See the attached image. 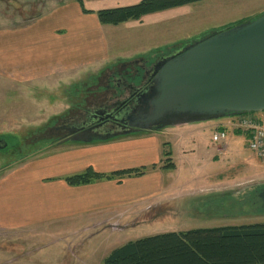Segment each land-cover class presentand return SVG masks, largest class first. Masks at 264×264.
<instances>
[{
  "label": "rangeland",
  "instance_id": "374dc122",
  "mask_svg": "<svg viewBox=\"0 0 264 264\" xmlns=\"http://www.w3.org/2000/svg\"><path fill=\"white\" fill-rule=\"evenodd\" d=\"M55 1L0 0V15L31 19L47 4ZM85 1L88 5V0ZM118 3L122 2L94 0L93 5L104 7L97 9H109L115 8L112 6ZM263 12L264 0H202L167 13H156L160 21L152 27L147 24L146 17V25L138 34L126 31L124 23L100 29L99 34L106 37L105 42L110 47L108 52L110 56L115 55V60L95 73L40 89L34 83L21 84L0 77V174L56 145L53 128L63 121L73 120L84 109L95 107L107 80L123 71L122 65L131 74L137 67L135 62H149L156 56L173 53L209 32L257 17ZM153 28L155 33L149 37ZM154 45L157 48L142 56L126 58L137 47ZM259 113L264 114V111ZM223 120L229 121L224 141L226 149L218 155L215 151L217 144L211 137L214 125ZM230 121L233 122L231 117H223L190 122L184 127L166 126L155 131L162 141L170 144L171 159L168 162L171 160L177 164L175 170L165 167L168 171L162 172L164 182L208 190L180 203L182 206L186 203L187 206L192 205L191 209L194 210L190 216L176 218L178 221L175 224L169 221L139 224L118 233L121 236H101L98 239H91V236H60L62 233L71 235L75 231L67 225L55 226L54 230L47 226L1 232L0 264H85L88 260H91L88 264H99L108 248L151 235L264 222V205H252L248 200L264 184V160L249 150L245 135L233 134L236 129ZM181 134L186 136L183 142L178 139ZM171 139L174 141H169ZM67 143L71 142L60 145ZM182 147L186 153L181 151ZM214 153L216 156H213ZM255 185L257 188H254ZM195 212L198 215L193 214Z\"/></svg>",
  "mask_w": 264,
  "mask_h": 264
},
{
  "label": "crops",
  "instance_id": "0c3cea01",
  "mask_svg": "<svg viewBox=\"0 0 264 264\" xmlns=\"http://www.w3.org/2000/svg\"><path fill=\"white\" fill-rule=\"evenodd\" d=\"M139 1L120 0L122 3L116 5L129 6ZM87 2L88 5L85 0H57L31 19L0 15V77L21 84L34 83L39 89L51 88L53 83L63 84L95 73L115 60V55L110 56L108 52L106 37L99 34L100 29L111 25L98 20L96 12L101 9L97 8L104 7L93 5L94 0ZM180 7L123 23L126 31L138 34L146 25V17L152 27L160 21L156 13ZM154 33L155 28L149 37ZM156 46L137 47L126 58L142 56ZM228 122H217L213 132L226 131ZM233 134L240 135L237 130ZM159 137L155 131L137 132L90 143L56 144L6 169L0 174V233L47 226L54 230L55 226L67 225L75 231L60 236L98 239L121 236L118 233L139 224L164 221L175 224L176 218L190 216L194 210L192 205L180 203L208 190L164 182L162 172L168 171L165 166L171 163L175 170L177 164L167 161L171 159L170 144ZM185 137L181 134L178 139L183 142ZM218 147L215 146L216 153H224L226 147L223 152ZM164 151L169 156H164ZM181 151L186 153L183 147ZM139 168L145 169L143 174L102 177L80 185H71L65 180L88 169L108 175ZM197 212L193 214L198 215ZM113 249L108 248L102 257Z\"/></svg>",
  "mask_w": 264,
  "mask_h": 264
},
{
  "label": "water",
  "instance_id": "95a60500",
  "mask_svg": "<svg viewBox=\"0 0 264 264\" xmlns=\"http://www.w3.org/2000/svg\"><path fill=\"white\" fill-rule=\"evenodd\" d=\"M263 111L264 12L156 56L149 84L127 120L137 133ZM91 133V128H73L58 143L110 138L94 139ZM256 196L264 205V184Z\"/></svg>",
  "mask_w": 264,
  "mask_h": 264
},
{
  "label": "trees",
  "instance_id": "16d2710c",
  "mask_svg": "<svg viewBox=\"0 0 264 264\" xmlns=\"http://www.w3.org/2000/svg\"><path fill=\"white\" fill-rule=\"evenodd\" d=\"M198 1L202 0H140L129 6L101 9L96 14L100 23L118 25ZM168 155L169 152L164 151V156ZM165 167H172V164ZM144 170L139 168L102 175L88 169L65 180L71 185H80L102 177L139 175ZM250 197L249 203L262 206L255 192ZM102 264H264V222L151 235L114 248L103 258Z\"/></svg>",
  "mask_w": 264,
  "mask_h": 264
},
{
  "label": "flooded vegetation",
  "instance_id": "af4514ba",
  "mask_svg": "<svg viewBox=\"0 0 264 264\" xmlns=\"http://www.w3.org/2000/svg\"><path fill=\"white\" fill-rule=\"evenodd\" d=\"M155 62L156 59L149 62H135L137 67L132 70L131 74H128L126 67L122 65L123 71L113 74L99 95V101L103 102H96L95 107L86 108L73 120L68 119L54 127L53 131L56 134L55 139L53 138L54 142L59 144V140L68 136L69 131L73 128H91V136L94 139L133 133L128 124L127 115L135 107L137 95L149 84Z\"/></svg>",
  "mask_w": 264,
  "mask_h": 264
},
{
  "label": "built area",
  "instance_id": "2783aa9c",
  "mask_svg": "<svg viewBox=\"0 0 264 264\" xmlns=\"http://www.w3.org/2000/svg\"><path fill=\"white\" fill-rule=\"evenodd\" d=\"M231 125L237 131H240L247 138V147L256 157L264 160V114L261 113H247L232 117ZM225 130H215L212 133V141L221 145L218 150L223 152L224 141L226 139Z\"/></svg>",
  "mask_w": 264,
  "mask_h": 264
}]
</instances>
